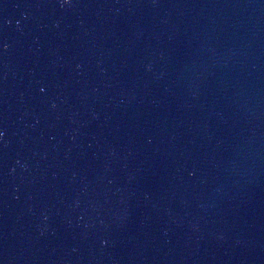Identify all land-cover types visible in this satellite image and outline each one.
<instances>
[{
    "label": "water",
    "instance_id": "1",
    "mask_svg": "<svg viewBox=\"0 0 264 264\" xmlns=\"http://www.w3.org/2000/svg\"><path fill=\"white\" fill-rule=\"evenodd\" d=\"M0 264H264V0H0Z\"/></svg>",
    "mask_w": 264,
    "mask_h": 264
}]
</instances>
